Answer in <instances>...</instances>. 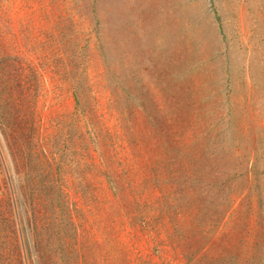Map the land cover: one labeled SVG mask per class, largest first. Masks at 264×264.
<instances>
[{
  "label": "rangeland",
  "instance_id": "1",
  "mask_svg": "<svg viewBox=\"0 0 264 264\" xmlns=\"http://www.w3.org/2000/svg\"><path fill=\"white\" fill-rule=\"evenodd\" d=\"M0 264H264V0H0Z\"/></svg>",
  "mask_w": 264,
  "mask_h": 264
}]
</instances>
